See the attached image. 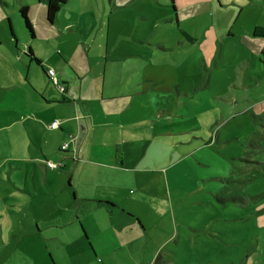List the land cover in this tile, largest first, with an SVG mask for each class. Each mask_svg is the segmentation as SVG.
I'll use <instances>...</instances> for the list:
<instances>
[{"label":"rangeland","instance_id":"1","mask_svg":"<svg viewBox=\"0 0 264 264\" xmlns=\"http://www.w3.org/2000/svg\"><path fill=\"white\" fill-rule=\"evenodd\" d=\"M19 3L0 0L10 16L0 20V40ZM129 8V16L113 18L109 44L115 38L117 53L125 49L136 56L109 63L113 81L137 70L152 77L140 94L185 113L175 126L182 139L209 122L206 138L217 157L199 165L200 174L181 159L172 177L144 184L137 214L130 213L133 223L112 219L110 208L99 210L95 201L78 196L59 224L39 229L35 221L49 198L17 192L5 179L0 264H264V37L243 31L258 19L256 0H177L173 6L170 0H132ZM177 12L179 22H172ZM181 31L193 40L187 42ZM70 38L61 43L72 47ZM249 105L253 109L245 112ZM193 147L181 145L177 154ZM71 183L68 171L55 169L53 185H62L70 200ZM52 196L59 201L62 193Z\"/></svg>","mask_w":264,"mask_h":264},{"label":"crops","instance_id":"2","mask_svg":"<svg viewBox=\"0 0 264 264\" xmlns=\"http://www.w3.org/2000/svg\"><path fill=\"white\" fill-rule=\"evenodd\" d=\"M47 1L20 0L19 12L7 19L12 34L9 30L0 40V182L8 179L19 189L17 192L49 198L35 221L39 229L59 224L78 196L95 201L99 210L110 208L112 219L133 223L131 214H137L144 184L162 183L170 173L172 177L181 159L188 158L200 174L199 165L210 164L212 157H217L206 138L211 135V124H200L190 138L182 139L178 135L182 130L175 126L185 113L174 104L164 106L158 102L159 97L140 94L152 77L137 70L131 78L113 81L116 75L109 71V63L136 56L125 49L126 55L117 53L115 38L109 44L113 18L132 14V0H86L85 7L80 4L82 0H65L51 23L46 21ZM176 2L170 0L172 6ZM256 3L260 8L258 19L243 27L250 35L254 27H264V0ZM95 4L100 7L98 13ZM1 7L0 20H4L9 15ZM22 7H26L33 34L20 14ZM177 14L172 22H179ZM90 18L94 20L91 25ZM63 34L71 36L72 47L66 41L65 45L61 43ZM181 34L191 41L187 33ZM27 48L41 66L26 55ZM48 68L54 69L64 84V93L51 86ZM252 109L249 105L245 112ZM54 120L58 125L51 127ZM65 143L67 148L61 150ZM184 144L194 147L178 155ZM47 161H60L62 166L57 169L68 171L74 186L71 200L62 185H53L55 169L47 168ZM76 172L79 176L75 184ZM132 187L136 191L131 192ZM54 191L56 195L62 193L63 201H51Z\"/></svg>","mask_w":264,"mask_h":264},{"label":"trees","instance_id":"3","mask_svg":"<svg viewBox=\"0 0 264 264\" xmlns=\"http://www.w3.org/2000/svg\"><path fill=\"white\" fill-rule=\"evenodd\" d=\"M64 2H65V0H48L47 1V7H46V21L47 22L51 23L55 19V17L57 15V13H58L61 5ZM20 14H21V16L23 17V19L25 21V25H26L27 29H29V32H31V34H33V30H32L31 24L29 23V20L27 19L26 7H22L20 9ZM9 30L11 31V34H12V30L10 28V25H9ZM252 35L253 36H258V37H264V27H262V26H256V27H254L252 29ZM187 38L189 40H193V38H191L189 36H187ZM26 55L31 60H33L36 64H39V66H41L40 65V61L33 55V52L31 50V48H27ZM262 55L264 57V52L262 53ZM46 75H47V77L49 79V76L47 74V71H46ZM49 81H50V79H49ZM155 262H157V259H156Z\"/></svg>","mask_w":264,"mask_h":264},{"label":"built area","instance_id":"4","mask_svg":"<svg viewBox=\"0 0 264 264\" xmlns=\"http://www.w3.org/2000/svg\"><path fill=\"white\" fill-rule=\"evenodd\" d=\"M47 74L49 76L50 82L55 86V88L60 92V93H64L65 91V86L64 84L59 81V79L56 76V73L54 71V69L52 68H48L47 69ZM58 125V121L54 120L53 122H51L50 126L51 127H56ZM67 148V144H62L61 149L65 150ZM46 166L49 169H57V168H61L62 163L60 161L56 162V161H47L46 162Z\"/></svg>","mask_w":264,"mask_h":264}]
</instances>
